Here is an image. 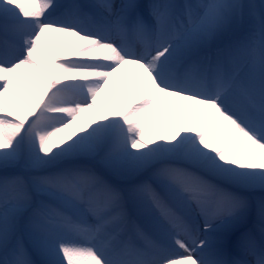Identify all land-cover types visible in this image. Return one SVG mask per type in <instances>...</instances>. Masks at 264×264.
I'll return each mask as SVG.
<instances>
[{"label":"snow or ice","instance_id":"1","mask_svg":"<svg viewBox=\"0 0 264 264\" xmlns=\"http://www.w3.org/2000/svg\"><path fill=\"white\" fill-rule=\"evenodd\" d=\"M0 264H264V0H0Z\"/></svg>","mask_w":264,"mask_h":264},{"label":"bare ground","instance_id":"2","mask_svg":"<svg viewBox=\"0 0 264 264\" xmlns=\"http://www.w3.org/2000/svg\"><path fill=\"white\" fill-rule=\"evenodd\" d=\"M63 1L66 0H61V2ZM55 36L56 34H53L54 38ZM60 42V40H57L58 44ZM130 42L135 43V38ZM133 81L134 74H130L127 68L122 70L121 73L115 74L111 78L109 88L104 93H102L101 97H98V105L105 109H110L116 105V101L118 100H120L122 103H127L132 99V97L135 95V92L139 88V83L134 85ZM91 115L93 114H85L86 117ZM173 119H180L181 122H183L185 118L174 112L170 104H166L162 108L157 109L156 115L154 117V120L157 122L156 127L161 130L163 129L166 120L170 122ZM196 123L198 124L199 121H196ZM69 131L70 130H65L64 132L57 133L53 139L56 140L59 137L65 136ZM153 131H155V129Z\"/></svg>","mask_w":264,"mask_h":264},{"label":"rangeland","instance_id":"3","mask_svg":"<svg viewBox=\"0 0 264 264\" xmlns=\"http://www.w3.org/2000/svg\"><path fill=\"white\" fill-rule=\"evenodd\" d=\"M251 2L256 3V4H259V3H261V0H251ZM118 102H120V100L116 101V104Z\"/></svg>","mask_w":264,"mask_h":264}]
</instances>
